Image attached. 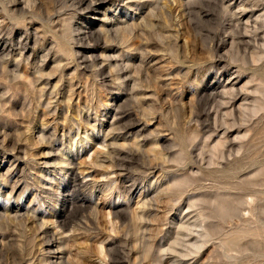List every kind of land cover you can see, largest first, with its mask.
<instances>
[{
    "label": "rangeland",
    "instance_id": "1",
    "mask_svg": "<svg viewBox=\"0 0 264 264\" xmlns=\"http://www.w3.org/2000/svg\"><path fill=\"white\" fill-rule=\"evenodd\" d=\"M77 1L0 0V264H264V0Z\"/></svg>",
    "mask_w": 264,
    "mask_h": 264
},
{
    "label": "bare ground",
    "instance_id": "2",
    "mask_svg": "<svg viewBox=\"0 0 264 264\" xmlns=\"http://www.w3.org/2000/svg\"><path fill=\"white\" fill-rule=\"evenodd\" d=\"M87 1L88 0H79V1H77V3L78 4H80V5H83V4H86L87 3ZM101 1V0H100ZM103 1V0H102ZM95 2H97V0H95ZM90 4L91 3H93V1L91 2H89ZM126 31V30H125ZM200 236V235H199ZM202 236V235H201ZM197 248H198V251L200 250V248H202L203 247V245H204V242L202 243L201 242V244H199V243H197V244H194ZM192 252V251H191ZM191 252H187V253H185V254H182V255H189V254H191ZM193 253H194V251H193Z\"/></svg>",
    "mask_w": 264,
    "mask_h": 264
}]
</instances>
